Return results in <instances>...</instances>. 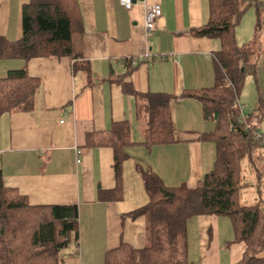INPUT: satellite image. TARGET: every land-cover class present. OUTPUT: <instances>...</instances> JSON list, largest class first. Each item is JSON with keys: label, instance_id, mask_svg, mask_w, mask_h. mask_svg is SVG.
Here are the masks:
<instances>
[{"label": "crops", "instance_id": "1", "mask_svg": "<svg viewBox=\"0 0 264 264\" xmlns=\"http://www.w3.org/2000/svg\"><path fill=\"white\" fill-rule=\"evenodd\" d=\"M29 1L0 0L1 37L21 38L22 7ZM147 1L161 7L151 33L144 29L142 3L126 9L120 0H78L82 26L73 34L74 55L0 58V78L27 68L39 80L31 108L0 114V186L17 189L32 205L78 206V242L69 245L59 264H105L107 251L122 241L135 248L146 245L145 216H131L150 200L137 163L149 166L171 187H196L215 166L216 145L202 138L215 122L205 119L202 102L188 95L215 83L221 41L193 31L209 21L208 0ZM260 1L264 22V0ZM248 9L244 20L249 30L242 32L244 20L235 30L239 46V37L245 39L244 46H251L256 37L257 10ZM260 40L264 51V23ZM75 63L87 69L75 68ZM131 63L135 66L129 72ZM261 75L264 80V72ZM123 83L141 95L173 96L175 141L150 148L143 142L148 126V116L140 108L143 99L127 92ZM122 120L131 126L122 195L107 199L104 192L117 185L114 150L87 146V138L105 134ZM258 120L262 130L255 129L264 134V110ZM260 156L264 160V148ZM221 217L193 218L199 243L193 251L199 264H233L243 256L245 243L230 242L233 230L223 242L218 237Z\"/></svg>", "mask_w": 264, "mask_h": 264}, {"label": "trees", "instance_id": "2", "mask_svg": "<svg viewBox=\"0 0 264 264\" xmlns=\"http://www.w3.org/2000/svg\"><path fill=\"white\" fill-rule=\"evenodd\" d=\"M207 24L194 31L197 36L218 38L215 83L188 95L203 104V115L215 122L202 138L213 141L217 155L212 171L196 187L167 186L149 166L137 163L149 194V202L131 212L146 218L147 243L135 248L122 241L107 251L105 264H195L188 255L189 222L199 215L227 216L233 230L232 242H244L242 258L233 264H264V209L260 203L247 204L243 160L258 170L264 143L257 130L243 120L238 96L248 71L255 73L249 48L238 45L237 25L250 6L257 10L256 39L263 27L260 0H208ZM82 26L78 0H30L22 7V36L10 41L0 36V58L74 55L73 34ZM257 43V42H256ZM252 46V45H251ZM79 55H75L77 58ZM135 64L129 66V72ZM87 67L75 63V68ZM127 92L141 97V111L148 116L146 138L149 148L176 140L171 112L173 96L167 93L139 94L126 83ZM39 87L27 68L10 70L0 78V114L14 108H31ZM187 94V93H185ZM87 146H110L114 150L117 185L104 197L122 195V167L129 157L131 126L117 121L102 135L91 134ZM79 238V210L75 204L32 205L17 189L0 186V264H59L66 249ZM74 255L76 253H73Z\"/></svg>", "mask_w": 264, "mask_h": 264}, {"label": "rangeland", "instance_id": "3", "mask_svg": "<svg viewBox=\"0 0 264 264\" xmlns=\"http://www.w3.org/2000/svg\"><path fill=\"white\" fill-rule=\"evenodd\" d=\"M248 11L249 9L246 10L245 14L240 20V23L244 20L245 17H247ZM246 19L243 21L244 24L242 27V32L247 29L249 30V24H247ZM244 25L248 28H244ZM254 40L255 41H253V43L251 42L252 46H249L250 44L244 46L243 43H245V39L239 37V41L242 42L240 46L249 48V60L250 62L255 63L256 69L255 73H253L252 71H248V73L246 74L242 90L238 96V102L241 107L242 116L246 117L247 121L251 125L256 126V128L258 127V129H261L258 117L261 114V111L263 112L264 110V80L263 75H261L264 72V51L261 50L263 45L260 37H258L257 39L255 37ZM261 97L262 101L260 100ZM255 162L258 170L252 168V166L250 165V160H248V158L243 160V169L245 174H247V185L243 189V199L247 204H264V160L255 159ZM194 221L195 219H192L191 221V224H193V226L190 230L191 249L189 258L196 264L200 261H198V259L194 257L195 252L193 251L194 246L199 245V243L195 242L194 233L196 231V228ZM219 231L220 235L218 234V237H221L222 242L224 239L232 236L231 220L229 217H221Z\"/></svg>", "mask_w": 264, "mask_h": 264}, {"label": "built area", "instance_id": "4", "mask_svg": "<svg viewBox=\"0 0 264 264\" xmlns=\"http://www.w3.org/2000/svg\"><path fill=\"white\" fill-rule=\"evenodd\" d=\"M120 3L126 8L131 9L136 3H142L145 7L144 29L151 33L155 29L156 21L161 16V7L159 4L149 3L147 0H120ZM242 119L244 117L242 116ZM256 137L264 143V134L256 132Z\"/></svg>", "mask_w": 264, "mask_h": 264}]
</instances>
